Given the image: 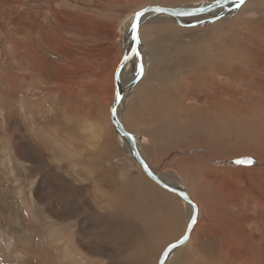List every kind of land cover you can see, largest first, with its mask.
I'll return each mask as SVG.
<instances>
[{
    "label": "rangeland",
    "instance_id": "obj_1",
    "mask_svg": "<svg viewBox=\"0 0 264 264\" xmlns=\"http://www.w3.org/2000/svg\"><path fill=\"white\" fill-rule=\"evenodd\" d=\"M205 1L0 0V264H156L182 235L185 204L141 171L109 108L133 12ZM227 5L144 16L141 35L165 22L174 38L157 59L139 37L143 78L125 87L136 59L120 76L124 127L199 209L166 264H264V0Z\"/></svg>",
    "mask_w": 264,
    "mask_h": 264
},
{
    "label": "water",
    "instance_id": "obj_2",
    "mask_svg": "<svg viewBox=\"0 0 264 264\" xmlns=\"http://www.w3.org/2000/svg\"><path fill=\"white\" fill-rule=\"evenodd\" d=\"M246 1V0H244ZM238 4L240 3V0H219V3H217V0H208L205 4L199 5L196 7H173V6H162V5H146L140 9H137L132 14V21L130 24V35L127 40L125 41L123 47V55L120 58L117 67L114 72V97L113 102L109 108V116H110V122L113 126L115 132L122 137H124V140L127 143V146L131 152V156L135 160V162L139 165L141 171L150 178L153 182H155L158 186L166 190L167 192L176 195L181 201L186 203L190 207V214L186 221L184 232L182 235L177 238L176 240L168 243L160 253L158 260L156 264H165L167 258L170 256V252L172 250L184 245L190 236L191 231L193 230L197 217H198V206L193 201V199L190 197V195L178 184L174 183L173 181L163 177L159 173H157L153 168H151L147 161L145 160L142 152H140L138 148L137 140L134 136V134L130 133L126 128L124 127L118 113H117V105H119L121 99L123 98L125 94V87H130L133 83H135L141 76L142 73H136V75L131 79V81H128L125 85V87H121L120 84V73L122 70V67L130 62L132 59H136V57L140 56V47H139V27L141 18L145 16V14H164L168 16H174L175 18L180 17H193L196 15L201 14H210L214 12L216 9H220L227 4ZM197 9H203L202 11H197ZM232 10L233 7H230L229 10ZM139 14V18H137V15ZM219 14L223 15L224 17L226 15L225 10L220 12ZM218 14V15H219ZM208 18H211L208 17ZM219 18L218 16L215 18ZM136 23L137 28L135 33H133L132 24ZM135 36V39H134ZM128 43V44H127Z\"/></svg>",
    "mask_w": 264,
    "mask_h": 264
},
{
    "label": "crops",
    "instance_id": "obj_3",
    "mask_svg": "<svg viewBox=\"0 0 264 264\" xmlns=\"http://www.w3.org/2000/svg\"><path fill=\"white\" fill-rule=\"evenodd\" d=\"M159 16V15H158ZM162 16H164V15H162ZM167 17V16H166ZM160 24H162V25H164V26H166V27H171V26H173L174 24H172V23H165V22H163V23H159V22H150L149 24H148V26H145L144 27V30H146L145 31V34L143 33V31H142V35H141V33H140V29H139V35H141V36H139L140 38L142 37V39L143 40H145L146 42H147V39L148 38H150V43H149V46L150 47H154L153 45H156V48H154V50H152L153 51V54H155L156 55V57H157V59H159L160 58V56H163V55H165L166 53H167V51H162V48L161 47H158L157 46V44H158V42L156 41V39L157 38H159V39H162V38H166V39H168V41H172L173 39L172 38H174V32L172 31V29H170L167 33H165V34H161V32H157V31H155L154 29H155V25H160ZM166 24H168V25H166ZM153 25V28H151V26ZM156 32V36H154L153 37V35H152V37H150L149 36V34L151 35V32ZM149 33V34H148ZM178 35V34H177ZM177 35H175L176 37H177ZM141 40V39H140ZM152 41V42H151ZM177 43H179V41L177 40ZM116 45V43H114V46ZM171 46H173L175 49H177L178 47L177 46H174L172 43H171ZM164 49V48H163ZM123 51H124V47L122 46V49H121V53H120V58L122 57V55H123ZM176 51H178L179 53L181 52L180 50H176ZM172 52H174L173 50H171L170 51V53H172ZM143 59H142V64H143ZM143 72H144V66H143V71H142V75H143ZM136 75V74H135ZM134 75V76H135ZM133 76V77H134ZM141 78H143V76H141ZM140 78V79H141ZM128 82V81H127ZM137 82H139V79L136 81V83ZM135 83V84H136ZM133 85H131L130 87H132ZM141 152H142V148H141ZM143 153V152H142ZM145 158V157H144Z\"/></svg>",
    "mask_w": 264,
    "mask_h": 264
},
{
    "label": "bare ground",
    "instance_id": "obj_4",
    "mask_svg": "<svg viewBox=\"0 0 264 264\" xmlns=\"http://www.w3.org/2000/svg\"><path fill=\"white\" fill-rule=\"evenodd\" d=\"M208 0H206L205 2H202V3H200V4H198V5H196V6H199V5H203V4H205L206 2H207ZM246 2V1H245ZM196 6H194V7H196ZM228 6V5H227ZM226 7V6H225ZM240 7V6H239ZM226 9V8H225ZM217 10V9H216ZM215 10V11H216ZM231 10V9H230ZM229 10V11H230ZM221 11H224V10H221ZM220 11V12H221ZM217 12V11H216ZM228 11H226V14H228V13H230V12H228ZM148 15V14H147ZM146 14H145V16H147ZM160 15H164V14H160ZM202 15V14H201ZM164 16H167V17H169V18H172V19H178V18H175L174 16H168V15H164ZM218 17H222L223 15H221V14H219V15H217ZM226 16V15H225ZM144 18V17H143ZM143 18H141V22H140V24L144 21V20H146V19H144L143 20ZM180 18H186V17H180ZM131 21V20H130ZM130 24H131V22H128L126 25H128L127 27H129L130 28ZM125 29H126V27H125ZM130 35V34H129ZM140 41V40H139ZM139 43H141V42H139ZM143 45V44H142ZM143 48V47H142ZM143 55V54H142ZM142 55L140 56V57H136V61H137V63H138V66H137V68H136V73H142V71H143V66H144V68H145V62H143V64H142V59H143V57H142ZM139 58H140V61H139ZM135 59V58H134ZM133 59V60H134ZM132 61V60H131ZM130 61V62H131ZM130 62H128L127 64H125L123 67H122V70H121V73L124 71V68L130 63ZM136 66V65H135ZM117 67V66H116ZM116 69V68H115ZM135 70V69H134ZM121 73H120V76H122L121 75ZM132 78V77H131ZM140 79V78H139ZM119 80H120V77H119ZM120 83H122V82H120ZM121 87H122V84H121ZM123 88V87H122ZM127 88V87H126ZM132 88V87H131ZM128 89H129V87H128ZM126 89H124V91H125ZM125 94H126V91H125ZM128 94V93H127ZM128 96V95H127ZM216 98V100L218 101V99H219V96H216L215 97ZM213 99V98H212ZM212 99L210 100V101H212ZM123 100H124V96H123V98L121 99V101H120V103H119V105H117V108H116V110H117V113H118V115H120L121 113H120V108H121V106H122V104H123ZM213 101H214V99H213ZM258 101V100H257ZM260 101V100H259ZM125 102V101H124ZM215 102V101H214ZM235 102H237L236 100L234 101V103ZM229 105H231V104H229ZM228 105V106H229ZM232 106V105H231ZM235 107V106H234ZM225 108H227L226 106H225ZM118 135V138H119V141L121 142V144L124 146V148L126 149V151H127V153H129L130 154V156H131V152H130V150H129V148H128V146H127V143H126V141L124 140V137H122L121 135H119V134H117ZM135 136V135H134ZM136 138V137H135ZM138 141V140H137ZM138 143V142H137ZM140 145L141 144H139L138 143V148H139V150H140V152H141V147H140ZM137 164V163H136ZM158 173V172H157ZM174 182V181H173ZM180 185V184H179ZM182 187V186H181ZM163 189V188H162ZM183 202V201H182ZM184 203V202H183ZM185 204V207L187 208V211H188V217H189V214H190V207L186 204V203H184ZM8 214V213H7ZM198 215H199V209H198ZM197 219H198V217H197ZM191 234V233H190ZM189 238H190V236H189ZM179 248V247H178ZM177 249V248H176ZM175 251V249L174 250H172V252H174ZM172 252H170V255L172 254ZM169 258V257H168ZM167 258V259H168ZM166 262H167V260H166ZM166 262H165V264H166ZM72 264H75L74 263V261L72 262Z\"/></svg>",
    "mask_w": 264,
    "mask_h": 264
},
{
    "label": "snow or ice",
    "instance_id": "obj_5",
    "mask_svg": "<svg viewBox=\"0 0 264 264\" xmlns=\"http://www.w3.org/2000/svg\"><path fill=\"white\" fill-rule=\"evenodd\" d=\"M243 2H244V0H240V3H243ZM217 3H219V0H217ZM202 10H203V9H197V11H202ZM137 18H139V14L137 15ZM136 28H137V25H136V23L134 22V23L132 24L133 33H135ZM134 39H135V36H134ZM249 163H251V161H249Z\"/></svg>",
    "mask_w": 264,
    "mask_h": 264
}]
</instances>
